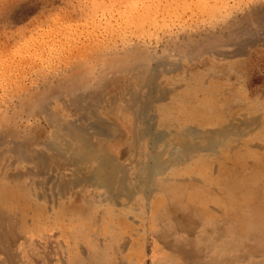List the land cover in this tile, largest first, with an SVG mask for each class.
Segmentation results:
<instances>
[{
	"label": "rangeland",
	"instance_id": "1",
	"mask_svg": "<svg viewBox=\"0 0 264 264\" xmlns=\"http://www.w3.org/2000/svg\"><path fill=\"white\" fill-rule=\"evenodd\" d=\"M227 59L252 60L259 75L254 90L257 96L264 95V0H0V171L12 170L20 178V170L29 164L30 185L42 193L36 197L47 206L51 198H64L78 208L88 203L95 208L89 207L88 218L83 216L86 211L79 213L87 219L82 226L78 218L74 222L60 218L57 224L37 219L22 229L18 225L24 237L20 244H27V248L25 245L20 252L23 257L12 264H64L57 254L69 261L74 253L72 264H98L89 250V243L96 241L91 239L96 235L91 233L93 226L98 225L101 232L106 229L110 237L119 234L117 239L132 228L117 212L103 215L102 186L88 181L74 186L66 179L73 178V167L62 166L61 186L48 178L42 166L36 169L31 158L36 156L34 150L42 149L45 131L50 128V111L67 118L82 116L85 119L79 121L84 124L95 114L86 107L89 99L79 95L91 86L104 94L119 95V87L130 84L128 88L142 94L147 91L143 79L159 61L182 60L186 69L200 64L206 74L215 75L221 64H230ZM96 113L120 129L117 121L127 117L123 110L109 112L103 107ZM255 127L250 136L253 154L264 155V116ZM27 149L29 163L22 159ZM37 170L40 175L33 174ZM16 200L21 199L14 195L12 202ZM74 223L89 230V237L82 238L83 252L75 245L71 253H56V246L74 240V232L70 233ZM54 229H58L54 243L47 245ZM263 237L256 234L253 239ZM20 244L16 247L19 250ZM110 245L106 248L110 257L126 260L125 264H147L143 246L135 244L132 235L121 250ZM259 247L239 250L231 264H246V256L257 254L263 249L262 244ZM263 261L254 258V264ZM151 264L181 262L153 256Z\"/></svg>",
	"mask_w": 264,
	"mask_h": 264
},
{
	"label": "crops",
	"instance_id": "2",
	"mask_svg": "<svg viewBox=\"0 0 264 264\" xmlns=\"http://www.w3.org/2000/svg\"><path fill=\"white\" fill-rule=\"evenodd\" d=\"M164 61L173 70L161 71L165 75L160 72L151 84L153 92L156 86L164 91L163 99L155 97L151 116L152 126L169 134L157 145L149 139L137 141L131 129L135 117L130 110L123 111L127 117L117 121L122 129L119 128V138L110 137L107 148L128 169V184L133 187L113 195L102 186L103 215L114 211L124 217L132 227L125 236L132 235L135 244L143 246L142 256L147 264H151L153 256L181 264H231L237 260L239 250L261 248L259 244L263 249L247 255L246 264H254V258L264 260V237L253 239L256 234L264 235V155L253 154L254 141L250 137L257 128L255 123L259 126L264 116V95L257 96L254 90L255 77L259 75L252 60L227 59L230 64H221L215 75L206 74L204 65L186 69L182 60ZM234 122L240 128L231 126ZM227 124L230 128L224 130L226 135L221 136L222 140L217 136L214 145L188 133L192 128L223 130ZM163 150L166 151L161 156L162 166L153 173L152 186L137 187L140 177L135 168L144 160V154ZM28 154L29 149L26 154L23 150L22 159L27 163ZM33 174L41 173L37 170ZM30 176L29 164L20 170V178L12 170L0 171V264H12L14 259L23 257L20 252L25 245L27 248V244H20L24 237L13 220L8 200L16 195L28 206L30 195L42 194L32 188ZM105 193L109 194L108 203ZM115 197L122 198L117 201ZM32 213L33 209L27 208V225ZM57 233L58 229H54L47 245L54 243ZM19 244L21 250L16 248Z\"/></svg>",
	"mask_w": 264,
	"mask_h": 264
},
{
	"label": "bare ground",
	"instance_id": "3",
	"mask_svg": "<svg viewBox=\"0 0 264 264\" xmlns=\"http://www.w3.org/2000/svg\"><path fill=\"white\" fill-rule=\"evenodd\" d=\"M167 65H168V63L166 61L162 60V61H159L158 63H156L155 65L152 66V68L147 72V75L143 79L144 83H145V87H147V91L145 93H142V94L140 93V91H136L134 89L132 90V88H128L130 84L128 85L127 83L126 84L128 86L126 85V87H124V88L122 86V89L119 87V90H118L119 95H115V93H112V91H111L112 94H110V93L104 94V92L101 90H98V88H96V86H91V87H89V89H87V91L81 92L79 95V98H82L85 100L89 99V104L87 106L86 105H84V106H86L87 109H89V112L92 111V113L95 114V115L89 116V122H86L84 124L79 121V120H81V118L85 119L82 116H80V118L78 116L77 117L74 116L75 118H67L65 116H58L56 113L54 114L53 111H50L49 116L47 117V121L50 124L49 125L50 128H49V130L45 129L46 130L45 131V137L43 140V144L41 145L42 149L34 150V153L36 154V156L33 155V157L31 158L32 160H34L37 163L36 169L39 170L40 167L42 166V171L45 170V174L48 175V178L50 180H52L53 182H55V184L57 183L56 185H58V186L59 185L61 186V184H62V181H61L62 176H63L61 174L62 166L68 165L69 167H73V169H72L73 178H72V176H68L66 179H70L71 182L74 183V186H77V184L79 185V183L81 181H83V182L88 181V182H93L95 184H98L99 186H105L106 190L109 192V194H113V195H116V193L119 192V190L120 191L121 190L122 191H131L133 186L128 184V179L126 176L127 172H129L128 169L123 165V163L119 162V160L108 150V148L106 146L107 140L109 141L110 137H114V136L118 137V134H119V128L118 127L119 126L117 127L114 123L109 122L108 120H106L101 115H98L96 112L101 107H103L104 109L110 110V111H112V110L118 111V109L123 110V111H125V110L129 111L130 110V112L135 117L134 120H136L134 125L131 126V129H132L133 133L135 134L134 136L137 139V141L141 142V141H144V139H149L150 143L152 142L155 145H157L156 143H158L159 141H164L167 138L169 133L166 132L165 130H159V129L157 130L156 128H154L152 126V124H153L152 119L154 118V116H151V109L154 106L153 102L155 101V97L159 96L160 98L163 99L164 91L160 90L159 87L156 86L157 89H155V91L153 92L152 91V89H153L152 83H153V81L155 82V80H156L155 77L161 71L167 72L169 69H172V68H169ZM133 73H136V71L134 70ZM118 81H119V79H118ZM166 90H167V88H166ZM166 97H168V96L166 95ZM164 99H165V97H164ZM122 114H124V113H122ZM218 117H220V115ZM212 118H215V117H212ZM226 119H227V116H226ZM251 119H252V117H251ZM214 120L216 121V118ZM231 121L232 120H230V123H231ZM233 121H234V119H233ZM247 121H248V118H247ZM249 122H251V121H248V123ZM213 123L216 124L218 122L213 121ZM226 123H227V121H226ZM241 123L243 124V122H241ZM236 124H237V122L236 123L234 122V124H232L231 126H233V127L234 126H236V127L240 126V125L238 126ZM253 124H254V122H253ZM227 125L228 126L226 128H223V130H221L220 127L218 129H210V130H204V129L201 130L198 128H192V129H189L188 133H194L196 135V138L200 137L201 139L208 141L209 144H213L215 139H217V136L221 137L222 135H226L225 134L226 131H224V130H227L230 128L229 124H227ZM191 126H193V125H191ZM249 126H248V128H249ZM231 131H232V129H231ZM238 132H239V130H238ZM242 134L243 133H240V135H242ZM121 137H123V136H121ZM118 138H115V139H118ZM221 140H222V137H221ZM114 142H115V140H114ZM145 144H147V142ZM199 147H200V145H199ZM208 148H210V147H208ZM208 148H207V150H210ZM216 148H218V147H216ZM232 148H234V147H232ZM165 151L166 150H163V152H160L158 154H151V153H145L144 154V157H145L144 160L141 161L139 165H137V168H135V170L138 172V175L140 177L137 187L139 186V187H142L144 189H149L152 186V183H151L152 178L151 177L155 176V175H153V173L156 174L155 172L161 168V166H162L161 156L164 154ZM188 151H190V150H188ZM211 151L212 150H210V152ZM217 151H220V150H217ZM50 152H52V153H50ZM146 152H147V150H146ZM50 154H53V157L50 156ZM178 154H177V156H180ZM29 156H30V153L28 154V157ZM181 156H180V158H182ZM137 162H138V160H137ZM50 164L53 166H50ZM127 165H129V164H127ZM51 167H52V169H51ZM166 169H167V167H166ZM55 171H56V173H55ZM51 172H54V173H51ZM22 175L23 174H21V176ZM157 175H156V177H158ZM66 179H64V181ZM154 179H155V177H154ZM56 185H54V186H56ZM155 188H154V190H155ZM67 189H68V187H67ZM152 189H153V187H152ZM120 193L122 194V192H120ZM129 194L130 193H128V195ZM118 195H119V193H118ZM133 195H135V194H133ZM133 195H131V197ZM111 196L112 195H110V197ZM119 196H121V195H119ZM148 196H151L150 193ZM133 197H135V196H133ZM35 198H36L35 195H30L31 200L28 203V206L25 202H22L21 200H19V201L16 200L14 202H12V199L8 200V202H9L8 205H10V207H11L9 209L12 210L13 220L17 226L20 225V229L27 227V225H26L27 224L26 223L27 208L33 209V213L31 214L30 221L37 220V219H42L45 221L46 220H50V221L52 220V221H54L55 224H57V223H59L60 218H62V219L63 218H72V220H73L72 222L76 221L78 218L79 219L78 222L81 226L84 225L83 221H85L87 219L81 218L79 216V213H81V211H86L85 213H83V216H85V218H88L89 217V207L91 209H95L93 207L94 205H91L89 203H88V205H81L80 208H78V205L76 203L74 204V202L72 200L66 201L64 198H60L57 200L56 199L53 200L51 198V199H49V202L51 204L49 206H47L44 202L40 201L38 198H36V199ZM120 198H122V197H119V199ZM106 199H107V197H106ZM116 199H117V201H119V199L115 197V200ZM110 200H112V198H110ZM120 204H121V201H120ZM64 208H66L68 210L66 211ZM54 209L59 210V212H57V213H59L60 216L57 215V213L52 212ZM71 214H72V216L70 217ZM112 216H114V215H112ZM74 225L76 226L75 223H74ZM18 229H19V227H18ZM19 231L21 233L23 232L21 230H19ZM71 231H72V234L74 232V240L70 241V242L63 241L61 243V246H59V247L56 246V248H55L56 253H58V252L61 253V251L66 252V253H71V251L74 249L73 247L75 245L77 246V248H79L78 250L80 252H83L81 250V248L84 247L85 245L83 243L82 238L89 237V232H88L89 230L88 231H87V229L82 230V228L79 227V225H78L75 228H72V230H70V233H71ZM186 232H188V231H186ZM62 233L64 235H69V233H67V232H62ZM91 233L96 234V235H93L91 237V239L94 238L98 243L102 242L100 244H98L96 241L95 242L93 241V243L92 242L89 243V250L93 251L92 253H93V255H95V258H97L96 261H98V264H125L126 263V260L110 257V255L107 254L106 248H107L108 244H111L110 246H113L115 250H121L122 248L126 247L125 246L126 242L130 239V236L124 237L121 235L120 238L117 239V237L119 236V234H117V235H113L112 237H110L106 233V229L104 232L98 231V225L93 226ZM22 235H23V233H22ZM56 242H61V240L59 238H56ZM160 242H161V239H160ZM172 245H173V242H172ZM192 245L190 247H192ZM167 247H169V246H167ZM64 249H66V251H64ZM82 249H84V248H82ZM86 250H87V248H86ZM202 253L203 252H201V254ZM57 255H59L61 257L60 261H62L64 264H72L75 261L74 258L76 257L75 256L76 253H74L73 256L70 258V260L66 261L65 259H63L64 257L62 255H60V254H57ZM128 264H130V263L128 262Z\"/></svg>",
	"mask_w": 264,
	"mask_h": 264
}]
</instances>
